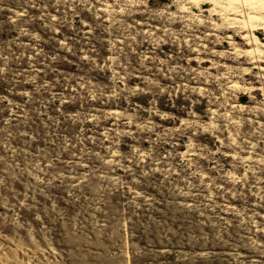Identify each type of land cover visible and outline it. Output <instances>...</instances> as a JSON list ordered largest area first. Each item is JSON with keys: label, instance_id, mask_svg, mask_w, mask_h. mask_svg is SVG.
Returning <instances> with one entry per match:
<instances>
[{"label": "rangeland", "instance_id": "obj_1", "mask_svg": "<svg viewBox=\"0 0 264 264\" xmlns=\"http://www.w3.org/2000/svg\"><path fill=\"white\" fill-rule=\"evenodd\" d=\"M0 264H264V0H0Z\"/></svg>", "mask_w": 264, "mask_h": 264}]
</instances>
